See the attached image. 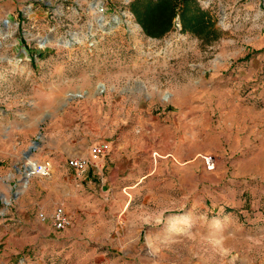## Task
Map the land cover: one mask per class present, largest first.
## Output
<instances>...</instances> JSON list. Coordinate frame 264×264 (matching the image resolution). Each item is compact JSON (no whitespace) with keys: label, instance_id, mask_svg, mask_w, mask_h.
Masks as SVG:
<instances>
[{"label":"rangeland","instance_id":"374dc122","mask_svg":"<svg viewBox=\"0 0 264 264\" xmlns=\"http://www.w3.org/2000/svg\"><path fill=\"white\" fill-rule=\"evenodd\" d=\"M192 1L204 24L150 36L134 0H0V144L28 115L38 144L0 194V264H264V0ZM56 141L110 151L27 176ZM57 206L60 232L37 218Z\"/></svg>","mask_w":264,"mask_h":264},{"label":"crops","instance_id":"0c3cea01","mask_svg":"<svg viewBox=\"0 0 264 264\" xmlns=\"http://www.w3.org/2000/svg\"><path fill=\"white\" fill-rule=\"evenodd\" d=\"M27 120L25 123L20 124L19 122L15 123V126H8L6 129V134L2 136L3 142L0 144V194H2L4 197L8 198L10 201H13V197L16 196V192L19 188H21L20 182L21 177L17 176L13 171L14 163L16 162L15 159H17V156L20 155L23 158H25V155L28 153L29 145L24 146V144L18 142L17 140L25 137L30 136V132L28 131L30 129H34L35 125V117L26 116ZM21 125H24V127H20ZM14 132L13 134H10ZM86 145V143H84ZM49 146V150L54 153V158H45L42 160V158L37 157L36 159L42 162H49L50 165L53 164L54 166L57 165V160H67L68 158L73 157L72 152L74 150V144H72L71 141H65L63 143V147L59 148V145L56 142H52ZM31 155V154H30ZM29 155V156H30ZM30 158V157H29ZM22 187L26 190L19 191L17 198H16V204L18 206L16 212L19 215H28L27 208H25L22 202L23 199L27 196H30L34 192V184L27 181V184L22 183ZM7 205L8 203L5 202ZM34 203H32L33 205ZM28 213V214H27Z\"/></svg>","mask_w":264,"mask_h":264},{"label":"trees","instance_id":"16d2710c","mask_svg":"<svg viewBox=\"0 0 264 264\" xmlns=\"http://www.w3.org/2000/svg\"><path fill=\"white\" fill-rule=\"evenodd\" d=\"M143 2L145 6L140 10ZM132 10L140 20L143 30L150 36H160L170 31L176 14L179 15L183 30L196 24H204L201 11L192 0H182L178 3L174 0H134ZM146 23H149V27Z\"/></svg>","mask_w":264,"mask_h":264},{"label":"built area","instance_id":"2783aa9c","mask_svg":"<svg viewBox=\"0 0 264 264\" xmlns=\"http://www.w3.org/2000/svg\"><path fill=\"white\" fill-rule=\"evenodd\" d=\"M110 151L108 142L95 143L90 146L88 157H71L66 160V166L75 174H83L94 164L104 159ZM32 172L37 177H48L52 166L49 162L33 163ZM37 218L42 223H49L54 231H64L71 225V218L62 206L54 208L50 215L39 212Z\"/></svg>","mask_w":264,"mask_h":264},{"label":"water","instance_id":"95a60500","mask_svg":"<svg viewBox=\"0 0 264 264\" xmlns=\"http://www.w3.org/2000/svg\"><path fill=\"white\" fill-rule=\"evenodd\" d=\"M37 142L36 141H33L32 142V146L29 147L28 149V153L25 155V159H28L29 158V155L32 154L33 150L35 149V147L37 146Z\"/></svg>","mask_w":264,"mask_h":264},{"label":"bare ground","instance_id":"6f19581e","mask_svg":"<svg viewBox=\"0 0 264 264\" xmlns=\"http://www.w3.org/2000/svg\"><path fill=\"white\" fill-rule=\"evenodd\" d=\"M33 163L30 159L28 160V164L26 166V169H27V176H30L31 173H32V169H33Z\"/></svg>","mask_w":264,"mask_h":264}]
</instances>
